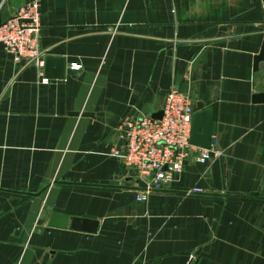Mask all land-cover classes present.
I'll list each match as a JSON object with an SVG mask.
<instances>
[{
    "label": "crops",
    "instance_id": "crops-1",
    "mask_svg": "<svg viewBox=\"0 0 264 264\" xmlns=\"http://www.w3.org/2000/svg\"><path fill=\"white\" fill-rule=\"evenodd\" d=\"M39 22L42 62L68 67L42 84L0 43V264H264V0H39ZM183 85L213 109L215 153L138 201L110 154L119 126ZM53 213L97 232L49 227Z\"/></svg>",
    "mask_w": 264,
    "mask_h": 264
},
{
    "label": "built area",
    "instance_id": "built-area-1",
    "mask_svg": "<svg viewBox=\"0 0 264 264\" xmlns=\"http://www.w3.org/2000/svg\"><path fill=\"white\" fill-rule=\"evenodd\" d=\"M39 0H23L12 15L1 21L0 43L6 54L16 65H27L31 61L39 67L43 62L37 46L40 36ZM72 70H80L81 65L72 64ZM42 84L47 79H41ZM194 100L175 87L168 92L161 119L143 115L124 120L119 126V148L113 147L110 154L116 157L137 180L143 182L144 189L137 197L145 200L152 191L164 189L183 172V162L189 154H195V162L205 164L213 151L192 145L190 125ZM201 193L199 188L189 190ZM190 256L187 264H194Z\"/></svg>",
    "mask_w": 264,
    "mask_h": 264
},
{
    "label": "water",
    "instance_id": "water-1",
    "mask_svg": "<svg viewBox=\"0 0 264 264\" xmlns=\"http://www.w3.org/2000/svg\"><path fill=\"white\" fill-rule=\"evenodd\" d=\"M1 25V17H0ZM264 63V45L259 53L253 59L252 71L255 73L259 70V64ZM68 64L64 58L45 56L43 59V76L51 80L65 79L66 68ZM181 91L187 92L186 86L181 87ZM252 102L254 104L264 103V92L253 94ZM73 116H78V113H73ZM87 116L88 114H83ZM162 111L153 114L152 118L161 119ZM213 124V109L205 107L203 102L197 101L193 105V115L190 125L189 141L192 145L201 148H209L211 145ZM49 227L66 228L76 232L94 234L97 232L98 222L82 218H68L66 216L51 214L47 222Z\"/></svg>",
    "mask_w": 264,
    "mask_h": 264
},
{
    "label": "rangeland",
    "instance_id": "rangeland-1",
    "mask_svg": "<svg viewBox=\"0 0 264 264\" xmlns=\"http://www.w3.org/2000/svg\"><path fill=\"white\" fill-rule=\"evenodd\" d=\"M4 2H5V0H3L1 4H3ZM1 4H0V6H1ZM2 6H3V5H2Z\"/></svg>",
    "mask_w": 264,
    "mask_h": 264
}]
</instances>
